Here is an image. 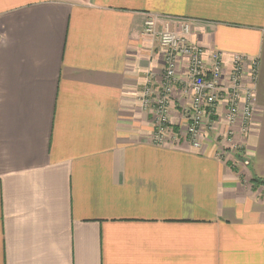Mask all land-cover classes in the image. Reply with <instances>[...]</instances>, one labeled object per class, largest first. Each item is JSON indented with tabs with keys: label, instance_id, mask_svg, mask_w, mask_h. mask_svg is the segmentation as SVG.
Instances as JSON below:
<instances>
[{
	"label": "crops",
	"instance_id": "0c3cea01",
	"mask_svg": "<svg viewBox=\"0 0 264 264\" xmlns=\"http://www.w3.org/2000/svg\"><path fill=\"white\" fill-rule=\"evenodd\" d=\"M151 15L189 21L226 74L257 63L243 153L224 122L198 148L154 143ZM0 264H264V0H0Z\"/></svg>",
	"mask_w": 264,
	"mask_h": 264
},
{
	"label": "built area",
	"instance_id": "2783aa9c",
	"mask_svg": "<svg viewBox=\"0 0 264 264\" xmlns=\"http://www.w3.org/2000/svg\"><path fill=\"white\" fill-rule=\"evenodd\" d=\"M159 17L149 16L144 23V32L157 37L165 51V71L158 88L148 80L142 97L146 112L153 116V141L158 145L188 142L200 147L203 139L225 123L222 133L225 140L234 144L237 135L246 137L252 128L255 104L256 67L251 68L250 82L246 83V58L233 55L229 73H225L224 54L207 50L188 39L191 31L189 21L179 29H170L168 24L158 27ZM182 83V92L190 98L185 126L178 128L171 116L175 86ZM224 106V111L219 108ZM233 148L243 153L244 144Z\"/></svg>",
	"mask_w": 264,
	"mask_h": 264
}]
</instances>
